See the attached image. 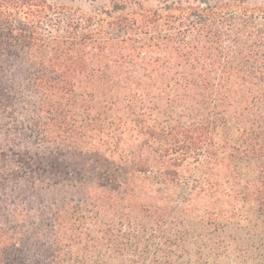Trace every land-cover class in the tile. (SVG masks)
I'll return each instance as SVG.
<instances>
[{
	"label": "trees",
	"instance_id": "trees-1",
	"mask_svg": "<svg viewBox=\"0 0 264 264\" xmlns=\"http://www.w3.org/2000/svg\"><path fill=\"white\" fill-rule=\"evenodd\" d=\"M238 3L0 0V264H264V5ZM125 169L177 190L144 205Z\"/></svg>",
	"mask_w": 264,
	"mask_h": 264
},
{
	"label": "rangeland",
	"instance_id": "rangeland-1",
	"mask_svg": "<svg viewBox=\"0 0 264 264\" xmlns=\"http://www.w3.org/2000/svg\"><path fill=\"white\" fill-rule=\"evenodd\" d=\"M56 5H66L69 7H74L79 9L82 12H90L94 9H97L101 4L102 0H51ZM225 1L231 3L233 7L238 5V0H218ZM245 1V0H244ZM247 6L257 7L264 5V0H246ZM243 5V2H241ZM70 161L76 165L77 168L84 170V155L79 153H72L70 156ZM192 169H195V165H192ZM153 173L151 174H137L133 173L129 169H125V171L121 172L120 179L124 182L126 189H133L136 192V197L141 200L144 205L148 203H152L154 201H161L163 197L174 194L177 190L176 188L166 187L165 185L158 183L157 180L153 178ZM165 188V189H162ZM128 189V190H129ZM179 199V197H176ZM139 202V201H138ZM175 202V201H173Z\"/></svg>",
	"mask_w": 264,
	"mask_h": 264
}]
</instances>
